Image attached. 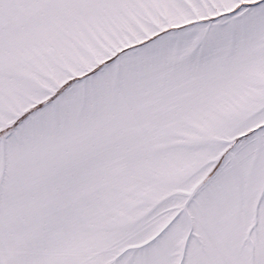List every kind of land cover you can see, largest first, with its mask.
Wrapping results in <instances>:
<instances>
[{
    "label": "snow or ice",
    "instance_id": "1",
    "mask_svg": "<svg viewBox=\"0 0 264 264\" xmlns=\"http://www.w3.org/2000/svg\"><path fill=\"white\" fill-rule=\"evenodd\" d=\"M0 264H264V0H0Z\"/></svg>",
    "mask_w": 264,
    "mask_h": 264
}]
</instances>
